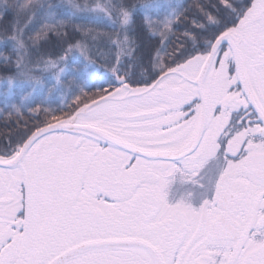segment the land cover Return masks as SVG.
Masks as SVG:
<instances>
[{"label":"snow or ice","instance_id":"snow-or-ice-1","mask_svg":"<svg viewBox=\"0 0 264 264\" xmlns=\"http://www.w3.org/2000/svg\"><path fill=\"white\" fill-rule=\"evenodd\" d=\"M139 7L0 0V264H264V0Z\"/></svg>","mask_w":264,"mask_h":264},{"label":"trees","instance_id":"trees-1","mask_svg":"<svg viewBox=\"0 0 264 264\" xmlns=\"http://www.w3.org/2000/svg\"><path fill=\"white\" fill-rule=\"evenodd\" d=\"M12 2H15V0H12ZM23 2V0H21ZM53 3H67V0H51ZM78 3H85L86 0H76ZM88 2H91V0H88ZM127 3L136 5L138 8L137 13V19L138 22H140L145 15H152L153 20H157L159 18H163L165 13L169 11L167 7H162L159 11V14L155 12H145L143 9H141L139 6L142 5H162L166 6L171 3H184L186 5H191L195 2V0H126ZM83 15H90V13H83ZM90 29L92 32L100 35H104L106 33H109L111 29L107 27L105 24H88L86 27V30ZM118 31V29H117ZM71 55V54H69ZM11 56L12 63L11 64H4L3 59L4 57ZM47 58V57H46ZM80 61V54L77 52L75 61L71 64V70L74 72L77 65ZM27 63V60L24 61ZM16 56L12 55L11 53V45L10 44H0V113H3L5 117H7V112H5V99L3 93L8 91L9 84L15 85L19 79H23V77H18L16 73ZM43 68V65H29L30 74H32L35 78L33 79L32 83H35V79H41L44 81L45 84H47L48 88H51V84L48 82V79L50 77V73L48 70H40ZM69 79H72L71 76L68 77ZM14 91L16 93V96L14 99L10 100V104L14 105L15 108H12L10 110L14 111L16 108L19 107V104L21 102V94L20 90L18 88H14ZM30 91V89H29ZM24 95H27V92L24 93ZM50 95L49 92H45V98H47ZM55 107V103L52 105ZM29 114H31V110H27ZM11 119H15V117H11ZM5 123L4 120H0V132H6V129H3L2 125Z\"/></svg>","mask_w":264,"mask_h":264}]
</instances>
